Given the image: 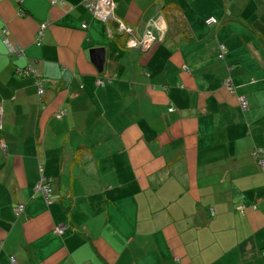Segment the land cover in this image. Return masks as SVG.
Returning a JSON list of instances; mask_svg holds the SVG:
<instances>
[{"label":"crops","instance_id":"obj_1","mask_svg":"<svg viewBox=\"0 0 264 264\" xmlns=\"http://www.w3.org/2000/svg\"><path fill=\"white\" fill-rule=\"evenodd\" d=\"M113 1L159 41L128 48L82 0H0V264H264V0Z\"/></svg>","mask_w":264,"mask_h":264},{"label":"trees","instance_id":"obj_2","mask_svg":"<svg viewBox=\"0 0 264 264\" xmlns=\"http://www.w3.org/2000/svg\"><path fill=\"white\" fill-rule=\"evenodd\" d=\"M114 2V1H113ZM115 3V2H114ZM82 4L84 5V0H82ZM85 6V5H84ZM87 8V7H86ZM115 10V9H114ZM181 10H182V8H181V5L178 3V2H174V1H169V2H167L161 9H160V14L162 15H160L161 16V18L163 17V18H166V19H169V20H172L173 22H174V25L176 26V28H178V30H179V28H181L182 27V29H185L186 27H183V24H181L180 22H179V20H180V18H181ZM180 12V13H179ZM114 17L115 18H117L118 19V21H121L122 23H124L125 24V26H126V28L127 29H130L131 30V32L129 33V32H119L117 29L115 30V32H116V34L117 35H125V36H127V38H126V46L128 47V48H130V49H136V50H140V51H147V50H141L140 49V46L139 45H137V47H129L128 46V42H129V40H131V39H138V41H142L143 40V38L145 37V36H148V37H150L151 38V42H150V46H151V44H153L154 42H158L159 40L157 39V40H153L152 39V37H154L151 33H145V35H143V34H140V35H138L137 34V32H136V30L132 27V26H130V25H128V24H126L125 23V21H123L122 20V18L120 17V18H118L116 15H115V12H114ZM113 22V20H110L109 22H108V24H107V26L110 24V23H112ZM155 22V20H151V24L152 23H154ZM208 22H211V23H208ZM183 23V22H182ZM204 23L207 25V26H210V25H219L220 24V22L215 18V17H208V18H206L205 19V21H204ZM83 24H85V27L84 28H86V23H83ZM106 26V28H108L109 29V32L108 33H110V25L107 27ZM169 28H170V30L171 29H174V28H172V27H170L169 26ZM108 29H107V31H108ZM168 33H169V35L170 36H173L171 33H170V31H168ZM181 34V33H180ZM183 35V34H182ZM191 35H189L188 36V38L190 37ZM149 46V47H150ZM225 52V47L222 45L220 48H219V55H218V57L219 58H222L223 57V53ZM12 55H14V54H12ZM19 71H23V73H24V70L25 69H18ZM228 70L230 71L231 70V66H228ZM229 71H228V73H229ZM103 76V75H102ZM102 76H97L95 79H94V81H95V84H96V80L98 79V78H102ZM113 78V77H112ZM112 78L111 79H105V84L104 85H97V86H100V87H103V86H105L107 83H111V81H112ZM104 79V78H103ZM264 79V78H263ZM37 80H39V79H37ZM36 80V81H37ZM41 81V80H40ZM36 83V82H35ZM41 84H42V82H41ZM222 84L224 85V86H229L230 88H229V90L230 91H233V89H234V87H233V85H232V80H231V75L230 74H228L224 79H223V81H222ZM36 85H37V83H36ZM43 87V86H42ZM44 90V89H43ZM43 96H44V92H43V94H42V97H40L39 98V100H42L43 99ZM239 98H242L243 100H244V102H245V106L244 107H242V105L241 104H239V106H240V108H241V110H246L247 108H248V104H247V101H246V99L243 97V96H240ZM238 98V99H239ZM171 111H173V108H168V112H171ZM1 128V127H0ZM0 143L1 144H3V142L0 140ZM4 145V144H3ZM1 147V146H0ZM2 148V147H1ZM2 149H4V147L2 148ZM255 150H258V152H259V157H257V156H254L253 154H256V152H255ZM79 153H81V149L80 150H78L77 152H76V156H78V155H80ZM251 156H252V158L255 160V163L262 169V166H261V164H260V162H259V158H263V160H264V149H261V148H255V149H253L251 152ZM39 168H41V166L39 167ZM41 176H43L42 174H40V176H39V178H38V181H37V183L39 182V180H40V177ZM44 177V176H43ZM45 178V177H44ZM45 179H47V178H45ZM37 183L35 184V190L36 191H39V192H41V194H42V196L45 198V200L47 201V202H49L50 201V198L52 197V191L49 193V195L47 196V197H45V195L42 193V191L41 190H39V189H37L36 188V185H37ZM45 183H47L48 184V186H50V180H46L45 181ZM19 205H21L22 207H23V209H24V205L23 204H16L15 205V207H14V212H15V214L18 216L22 211H23V209L20 211V212H18V211H16V208H17V206H19ZM244 206L243 205H239V207H238V209L240 210V212H243V210H244ZM58 228H61V231L60 232H58L57 231V229ZM64 229H65V226L64 225H61V226H57L55 229H54V233L56 234V235H62L63 234V232H64ZM10 258H14L15 259V261H16V258L14 257V256H9V261H10ZM16 263L18 264V262L16 261ZM10 264H11V262H10Z\"/></svg>","mask_w":264,"mask_h":264},{"label":"built area","instance_id":"obj_3","mask_svg":"<svg viewBox=\"0 0 264 264\" xmlns=\"http://www.w3.org/2000/svg\"><path fill=\"white\" fill-rule=\"evenodd\" d=\"M57 0H52V3H56ZM84 5L85 7H87V9L90 11V13L97 17L98 19H100L101 21H103L105 24H108V22L110 20H113V22H115V24H117L116 29L119 32H131L130 29H127L125 24L122 23L121 21H118L117 18L114 17V9H115V3L113 2V0H84ZM211 23V22H208ZM46 23H41L39 25V32H38V39H37V43H39L41 34H42V30L44 29ZM83 27H85V24H82ZM109 32V29H108ZM7 31L5 29L2 30V34L5 35V37L3 38V42L9 52V54H19L20 51L18 49V47L13 44L9 38L6 36ZM149 40H151L150 37H148ZM137 45L140 46L141 50H146L149 48L150 46V42L146 45L142 44V41H138V39H131L128 42V46L129 47H137ZM22 72L23 71H19ZM25 73H29V70H24ZM37 95L38 97H42V94L44 92L41 81L37 80ZM96 84L97 85H104L105 84V78H98L96 80ZM227 86V85H226ZM228 88H230L229 86H227ZM240 103L242 105V107L245 106V102L242 98H239ZM40 102H42V100H39ZM64 114V110L60 109L57 112V115L61 116ZM0 127H1V109H0ZM0 146L3 148L4 145L0 143ZM256 154H253L254 156L259 157V152L258 150H255ZM259 162L262 166V170L264 171V160L263 158H259ZM46 179L41 176L39 182L36 185V188L41 190L42 193L45 195V197H47L49 195L50 188L48 186L47 183H45ZM23 209V207L21 205L17 206L16 211L20 212ZM58 232L61 231V228L57 229ZM10 262L11 264H17L14 258H10Z\"/></svg>","mask_w":264,"mask_h":264},{"label":"water","instance_id":"obj_4","mask_svg":"<svg viewBox=\"0 0 264 264\" xmlns=\"http://www.w3.org/2000/svg\"><path fill=\"white\" fill-rule=\"evenodd\" d=\"M117 24H115V27ZM90 60L93 62L98 72L103 70L105 62V52L102 47H94L89 50Z\"/></svg>","mask_w":264,"mask_h":264},{"label":"rangeland","instance_id":"obj_5","mask_svg":"<svg viewBox=\"0 0 264 264\" xmlns=\"http://www.w3.org/2000/svg\"><path fill=\"white\" fill-rule=\"evenodd\" d=\"M152 38H153V37H152ZM149 42H151V40L148 39V36H145V37L143 38V40H142V44H143V45H146V44H148ZM238 103L241 104L239 99H238ZM46 180H47V179H46ZM49 188H50V191H52L51 186H49ZM49 193H50V192H49Z\"/></svg>","mask_w":264,"mask_h":264}]
</instances>
